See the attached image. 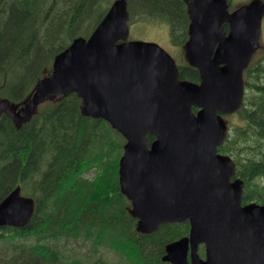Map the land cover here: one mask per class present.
I'll return each mask as SVG.
<instances>
[{"label": "water", "instance_id": "water-1", "mask_svg": "<svg viewBox=\"0 0 264 264\" xmlns=\"http://www.w3.org/2000/svg\"><path fill=\"white\" fill-rule=\"evenodd\" d=\"M188 15L185 58L198 82L179 78L173 57L156 42L123 40L127 2L114 0L89 37H76L54 56L23 106L3 98L0 113L20 124L46 98L77 94L82 114L103 118L126 140L118 183L136 229L189 222L187 235L165 245L162 261L264 264V204H242L243 181L234 177L231 157L217 150L227 135L224 115L243 102V71L259 46L264 1L230 12L226 0H192ZM34 207L16 185L0 200V226H24Z\"/></svg>", "mask_w": 264, "mask_h": 264}, {"label": "trees", "instance_id": "trees-1", "mask_svg": "<svg viewBox=\"0 0 264 264\" xmlns=\"http://www.w3.org/2000/svg\"><path fill=\"white\" fill-rule=\"evenodd\" d=\"M109 1L0 0V99L25 102L54 56L76 37L89 36ZM128 10L131 22L167 21L174 41L186 33L182 0H128ZM179 77L199 80L188 65L179 67ZM244 90L218 152L235 163L242 203L264 204V53L245 68ZM81 106L71 93L46 99L20 124L1 113L0 200L20 185L35 207L24 226H0V264H169L161 259L165 245L188 234V221L149 233L136 229L118 183L125 140L104 119L83 115ZM69 242H77V250L68 249ZM198 253L204 256L202 245Z\"/></svg>", "mask_w": 264, "mask_h": 264}, {"label": "rangeland", "instance_id": "rangeland-1", "mask_svg": "<svg viewBox=\"0 0 264 264\" xmlns=\"http://www.w3.org/2000/svg\"><path fill=\"white\" fill-rule=\"evenodd\" d=\"M112 0L109 1L108 5L110 4ZM229 8L233 9L235 7H238L242 4H246L249 0H229ZM107 5L106 2H104V7ZM134 21L133 24L134 25H130L129 26V39H135V38H141V39H155L156 42H158L159 44H163L165 47H168L169 49H171L172 53L174 54L173 58L175 59V62L177 65L180 64H184L185 62V58L184 56H181L180 54V50H175L174 48H172L173 46H171L168 36V27L166 24H164L163 21L160 22V19H154L153 24H149L147 20H145L144 22H136ZM145 25H142L144 24ZM168 37V39H167ZM185 51L184 47H183V52ZM264 53V17L262 20V26H261V37H260V45L258 47H256L255 49V53L252 57L253 60H255L256 58H258L259 56H261ZM47 70H50V68H48ZM226 118L227 122L230 121H237V117L236 116H230L228 115ZM89 176H93V171H89L88 174ZM77 243V242H76ZM75 242H69L67 244V248H75L77 250L78 245H76ZM85 250V248H81L80 252H83ZM81 254V253H80ZM102 255L105 258H113V253L112 251H109L107 249L103 250Z\"/></svg>", "mask_w": 264, "mask_h": 264}, {"label": "flooded vegetation", "instance_id": "flooded-vegetation-1", "mask_svg": "<svg viewBox=\"0 0 264 264\" xmlns=\"http://www.w3.org/2000/svg\"><path fill=\"white\" fill-rule=\"evenodd\" d=\"M182 1L184 2V6H185V8L187 10V14H188L189 7H190V5L192 3V0H182ZM227 1L230 2L229 0H227ZM154 19H157V18L143 17V18L138 19L136 22H144L145 20H147L149 24L150 23L153 24ZM188 19H189V16H188ZM161 21H163L164 24H166L167 27H168V31L167 32H168L169 39H168V37H167V39L170 41L171 46H173L172 48H174L175 50H177V49L180 50L181 56H185V51L183 52V47L185 49V42L187 41V39L189 37L188 27H189L190 19L188 20V23H187V29H186L185 35H183V38H176V41H174V39H173L174 36L172 37V35L170 33V24L167 21H164L163 19H160V22ZM131 25H134V24H131ZM142 25H145V23L142 24ZM224 26H225V29L227 30L228 26L227 25H224ZM135 39H141V38H135ZM141 40H144V39H141ZM145 40L146 41H154V42H156L155 39H151V38L150 39H145ZM160 45L164 49H166L168 51V53H170V55L174 56V54L172 53L171 49H169L168 47H165L163 44H160Z\"/></svg>", "mask_w": 264, "mask_h": 264}]
</instances>
